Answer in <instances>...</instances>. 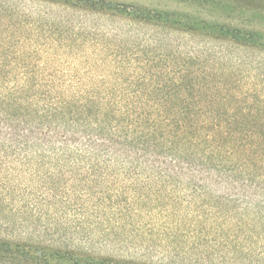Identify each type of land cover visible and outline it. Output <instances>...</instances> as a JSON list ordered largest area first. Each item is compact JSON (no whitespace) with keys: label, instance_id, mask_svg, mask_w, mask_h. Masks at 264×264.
<instances>
[{"label":"trees","instance_id":"1","mask_svg":"<svg viewBox=\"0 0 264 264\" xmlns=\"http://www.w3.org/2000/svg\"><path fill=\"white\" fill-rule=\"evenodd\" d=\"M49 1L207 41L187 52L178 42L159 51L139 44L125 49L121 40L92 32L88 42L98 50L95 57H111L105 68L94 66L102 72L97 79H40L45 64L33 63L39 49L23 45L37 39L36 31L22 34V20L0 4V151L40 148L62 160H103L109 170L114 165L128 173L149 171L166 187L212 193L210 208L221 223L235 220L234 228L246 230L249 244L264 239V0H166L188 10L107 0ZM67 34L58 40L66 49L60 55L54 51L55 59L84 56L70 44L76 42L75 32ZM209 43L218 50H208ZM219 46L251 51L256 58L225 54ZM231 57L234 62L227 64ZM47 71L52 76L57 70ZM98 165L88 174L111 177ZM127 189L139 202L142 195L134 187L120 184L95 194L96 208L101 205L89 214L95 224L80 217L69 230L56 228V237L37 238V243L0 238V264H131L88 250L96 229L102 234L97 240L109 241L107 231L121 228L117 219H132L127 213L134 207L123 196ZM156 199L161 201L159 195ZM175 201L167 196L169 207ZM197 230L188 225L179 233L193 240L186 253L193 249L194 261L206 264V257L195 253ZM219 231L227 236L222 225ZM232 247L234 254L245 252L249 264L255 263L254 255H264V244L246 251Z\"/></svg>","mask_w":264,"mask_h":264},{"label":"rangeland","instance_id":"2","mask_svg":"<svg viewBox=\"0 0 264 264\" xmlns=\"http://www.w3.org/2000/svg\"><path fill=\"white\" fill-rule=\"evenodd\" d=\"M107 1L188 10L166 0ZM0 4L15 11L12 14L14 19L22 20L19 25L22 34L29 36L33 34V30L36 31L37 39L26 40L23 45L39 49L40 59L37 58L33 63L37 61L39 65L45 64L44 70L37 74L40 79H97L102 72L93 69L94 66L105 68L111 57L107 55V58L102 57L100 60L95 57L98 50L94 44L88 42L92 32L106 34L112 42L121 40L125 49L139 44L144 49L157 48L152 51H159L163 46L176 47L178 42L180 50L187 52L192 49L199 50L207 41L197 36L190 37L133 24L123 18L80 12L49 0H0ZM70 31H74L76 35V42L70 44L77 46L76 50L84 56L64 54L55 59L54 51L60 55L66 49L59 46V38L64 41ZM80 39H85L86 42L83 43ZM217 47L218 45L209 43L208 50H218ZM221 49L225 54L240 57L247 55L249 60L256 58V54L251 51L231 52V48L226 46ZM99 62L101 64H98ZM232 62L234 57L226 60L227 64ZM52 68L57 71L49 76L47 70ZM104 75L111 76L109 72ZM96 164L104 167V171H108L111 177L100 174L93 176L92 173L89 175L87 170ZM119 184L125 188L134 187L142 197L137 202L134 190H125L123 196L128 197L130 207H134L133 212L127 213L132 219H117L121 228L107 231L111 237L109 241L96 239L102 236L98 229L93 232L95 243L88 246V250L95 257L108 256L131 264H201L194 261L193 249L190 248L186 253L193 240H188L189 237L179 233L188 225L198 229L197 231L201 230L196 233L195 241L200 242L195 253L199 257L205 256L206 264H249L251 258L245 252L234 254L232 246H241L245 251L250 246L263 247L264 239L261 238L253 239L249 244L250 240L243 238L246 230L241 228L237 231L234 228L235 220L221 223L222 220L217 218L219 214H215L210 208L214 203L212 193L202 195L189 192L180 185L174 188L166 187L149 171L128 173L121 169L116 170L114 165H111L109 170L103 160H94L93 157L75 160L74 156H70L67 160H62L58 155L42 151L40 148L14 154L0 151V238L37 243V238L56 237V228L69 230L80 217L85 223L95 224V217H89L92 210L101 208V205L96 208L95 194L101 189L106 192L108 187L112 190ZM156 195H159L161 201H157ZM167 196L176 200L170 207L167 204ZM211 212L213 214L209 215ZM99 222L105 224L102 220ZM221 225L227 234L226 237L219 231ZM69 235L70 231H67L66 236ZM252 259L254 264H264V255H254Z\"/></svg>","mask_w":264,"mask_h":264}]
</instances>
